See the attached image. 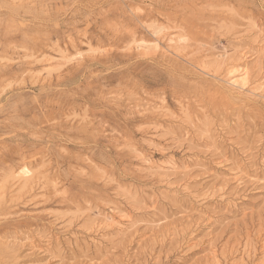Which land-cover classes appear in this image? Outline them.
<instances>
[{"label":"rangeland","instance_id":"1","mask_svg":"<svg viewBox=\"0 0 264 264\" xmlns=\"http://www.w3.org/2000/svg\"><path fill=\"white\" fill-rule=\"evenodd\" d=\"M263 82L264 0H0V264H264Z\"/></svg>","mask_w":264,"mask_h":264},{"label":"bare ground","instance_id":"2","mask_svg":"<svg viewBox=\"0 0 264 264\" xmlns=\"http://www.w3.org/2000/svg\"><path fill=\"white\" fill-rule=\"evenodd\" d=\"M240 68V67H239ZM234 72V71H233ZM246 72V71H245ZM245 72L243 71H239L236 74L232 75L231 77H229L228 79V84H230L231 86L237 87L239 88H243L244 86V76H245ZM232 73V72H231ZM228 74V73H227ZM246 77V76H245ZM247 83V82H246ZM264 83V82H263Z\"/></svg>","mask_w":264,"mask_h":264}]
</instances>
